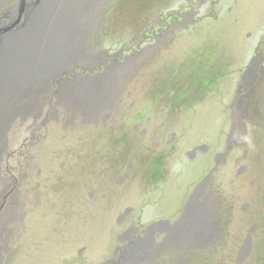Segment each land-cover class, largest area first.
Here are the masks:
<instances>
[{"label": "rangeland", "instance_id": "obj_1", "mask_svg": "<svg viewBox=\"0 0 264 264\" xmlns=\"http://www.w3.org/2000/svg\"><path fill=\"white\" fill-rule=\"evenodd\" d=\"M36 1L0 0V28L16 25L20 15L38 11L47 0L33 7ZM15 3L16 10L6 11ZM22 3L26 11L20 10ZM198 3L97 0L85 49H79L83 58H94L73 60L74 67L49 79L38 93L35 110L24 111L25 100L3 104L0 99V117L6 110L9 115L0 145V217L5 220L0 222L12 242L2 249L0 264H61L77 248L65 250L66 239H80L97 249L104 247L106 235L113 233L115 240L122 226L114 221L110 227L106 217V207L115 200L83 204L75 192L85 188L86 177L97 183L111 162L127 163L137 156L146 163L124 183L134 190L122 197L125 203L119 210L131 207L138 225L145 226L174 213L215 167L216 155L228 148L208 195L215 196L218 208L226 202L235 206L230 212L235 238L213 240L209 249L191 255V263H227L232 259L229 248L234 243L244 246L246 229L253 225L248 218L264 215V0ZM137 52L142 57L129 61L127 71L113 68L96 82L73 80L75 75L103 73L101 59L107 56V63L123 62ZM255 61L256 78L244 79ZM116 81L121 84L116 86ZM62 83L73 84L74 92L82 83L86 90L63 101ZM92 85L99 87L98 101L90 94ZM114 106L111 117L97 116L98 109L106 107L108 113ZM202 144L207 149L188 155ZM159 155L161 169L143 194V182L149 179L140 184L138 178ZM6 214L12 215L10 220ZM165 248L172 252L154 264L172 262L182 238L170 240ZM252 248L263 254L252 250L244 264H264V236L253 240Z\"/></svg>", "mask_w": 264, "mask_h": 264}, {"label": "flooded vegetation", "instance_id": "obj_2", "mask_svg": "<svg viewBox=\"0 0 264 264\" xmlns=\"http://www.w3.org/2000/svg\"><path fill=\"white\" fill-rule=\"evenodd\" d=\"M202 2L203 0H199L198 4H201ZM18 5L19 3H15V5H13L14 7L11 6L5 9L6 11H14V9L16 10V8L18 7ZM2 6H4V4L0 5V7ZM2 8H0V11H3ZM170 27H173V25H171ZM149 46L151 47L152 45ZM153 48H155V46H153ZM142 51L144 53V50ZM88 56L89 60L90 58H94L91 57L90 54ZM110 57L111 56H107L106 58ZM132 57L133 58L126 57L125 61L123 62H118L117 60H115L116 63L113 60L110 63H107L106 58H103L101 59L102 63L105 64L104 66H102V68L105 70L103 73H96L93 77L89 75H75V78H73V80L96 82V80L102 79L106 75V73L111 71L113 68L127 71V69L130 67L128 65L129 61H131L130 63H135L133 59L142 57V52H137L136 54L132 55ZM262 59L263 57L259 58V61H261ZM87 60L85 62H87ZM256 62L257 61L254 62L251 73L250 71H248V69L243 74L244 79L246 75L252 76L253 79L256 78V75L258 74V72L256 71ZM120 84L121 82H115L116 86H119ZM62 85L64 84L62 83L60 85L59 93H61ZM66 85L74 86L73 84L67 83ZM80 90H82L83 93L86 90L85 86L82 83L77 86L76 92H74V88L72 94H79ZM92 99L95 100L94 98ZM116 99L117 97L115 98V100ZM113 108H116V106L110 108V112L108 111V113H104L107 109L106 107L98 109L97 116H102L104 119H107L111 117V112L114 111ZM77 113H75L76 117L79 116ZM100 120H102V118L97 119V123L100 122ZM110 121H112V119ZM134 127L138 128L139 125L136 123ZM143 133L146 134V131H143ZM168 142L170 145L171 142ZM205 149H207V145L202 144L196 146L195 151L188 153V155L192 157L199 150L204 151ZM228 150L229 148L225 151V153L216 155L217 159L215 161L217 162V164L215 165V167L205 177H203L201 182L197 184L188 195H185L183 197L182 205L174 213H172L169 217L159 218L157 221L145 226L138 225V217L131 215L133 211L131 207L125 208L124 211L119 212V210L121 207L120 204L123 203L122 197L129 196L134 190V186H127L124 183L129 180L131 176L135 175L137 169H139L137 166L146 163L140 160L137 156H132L127 163L121 162L124 161L123 159H121L120 162H116L115 164L111 162V169H107L104 172L102 178H98L96 180L97 183L91 184L92 179L90 178V176L86 177L84 181L86 183L85 188L81 191H79L80 188L78 187L75 189V192L76 194H78L79 199L83 201V204L85 203L95 205L99 204L100 202H106L108 198L110 200H115L114 203L112 202L111 205H108V207H106V210L108 209V214H106V217L111 223L110 227L112 226L114 221H116L119 227L122 226V229L117 234V238L115 237V240L117 239L116 241L113 240L114 237L111 238V236H113L112 232L111 236L106 235L103 238L104 247L101 246L100 249H97L91 243L85 242L80 239L64 240L63 242L66 245L65 250L68 249L69 253L71 252L69 250L70 246H72L73 248L74 246H76L77 248L75 249L74 253H70V258L61 264H154V260L159 261L160 259H162V257H168L172 252V250L170 251V248H165L166 246H168V242H170V240H176L180 238H182V249L179 254L177 252L173 253V255L178 254L177 257L174 258L172 262L170 261L167 264H194L191 263V255L201 254L202 251H206V249H209L210 244L212 245L213 240L235 238V232L232 230L234 225V222H232L234 215L230 214L232 208H234L235 206H228L226 202V205L224 207L218 208L214 205L215 196L212 195V197L208 195L210 194V191L213 190L210 189L213 188L212 178L218 170L219 161L222 160L224 163L227 161ZM157 160L158 162H156V160H150L151 165H149V167L147 168L148 170L141 174V177L139 176L138 178V183L140 182V184L144 179H149L148 181L143 182L144 185H147V188L143 190V194L144 192H149V182L153 180L152 178L161 169V165L158 164L160 163V160H162V158H160V155L159 157H157ZM124 166L126 168H123ZM144 174L147 176L146 178L142 176ZM162 176L163 174H161V180H163ZM121 187H123L124 189H120ZM232 203L233 202L231 201L230 204ZM113 208H116L114 211L115 215L110 216ZM248 210L249 204L246 203V205L244 206V211L248 212ZM3 216L4 215L0 217L2 223H4L5 221L3 219ZM9 216L11 217L12 215L6 214L7 220H10ZM248 219H252L251 221L253 222H248L252 223L253 225L251 226V228L247 227L246 229L247 231L245 233V237L243 238V240H245L244 246L235 247L234 243L233 247L231 249L229 248L228 250L232 259H228L227 263L220 264H244L247 259L249 260L250 254L254 249L255 254H259L260 256L261 254H263V252H261L258 248L253 249L252 246L253 240H259L260 238H262V236H264V215L256 216L255 219H253V217H250ZM248 222H244L245 226H248L250 224H248ZM2 223L0 222V255L2 249H9V246H11L12 244L11 240H9V238L6 237V234H4V229L6 228H3ZM108 246L109 249H107ZM91 248H93L95 252L90 253V250H92ZM235 257L237 258L235 259ZM255 257H257V255Z\"/></svg>", "mask_w": 264, "mask_h": 264}, {"label": "bare ground", "instance_id": "obj_3", "mask_svg": "<svg viewBox=\"0 0 264 264\" xmlns=\"http://www.w3.org/2000/svg\"><path fill=\"white\" fill-rule=\"evenodd\" d=\"M39 2L32 4L33 7ZM96 3L97 0H47L45 5L39 3L38 11H26L25 5L26 12L16 20L18 25L0 28V99L3 104L25 100L22 109L35 110L38 93L49 79L74 67L73 60L85 62L89 58H83L79 49L86 46L84 38L92 25ZM62 87L63 101H68L74 86L64 84ZM98 88L90 86L95 101L99 99ZM5 112L7 115L0 117V145L9 118L8 111Z\"/></svg>", "mask_w": 264, "mask_h": 264}, {"label": "water", "instance_id": "obj_4", "mask_svg": "<svg viewBox=\"0 0 264 264\" xmlns=\"http://www.w3.org/2000/svg\"><path fill=\"white\" fill-rule=\"evenodd\" d=\"M24 9V3H22L21 7H20V10H23Z\"/></svg>", "mask_w": 264, "mask_h": 264}]
</instances>
